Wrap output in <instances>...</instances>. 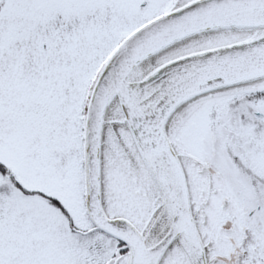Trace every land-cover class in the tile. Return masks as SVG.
Listing matches in <instances>:
<instances>
[{
	"label": "snow or ice",
	"instance_id": "6c2138e0",
	"mask_svg": "<svg viewBox=\"0 0 264 264\" xmlns=\"http://www.w3.org/2000/svg\"><path fill=\"white\" fill-rule=\"evenodd\" d=\"M0 264H264V0H0Z\"/></svg>",
	"mask_w": 264,
	"mask_h": 264
}]
</instances>
